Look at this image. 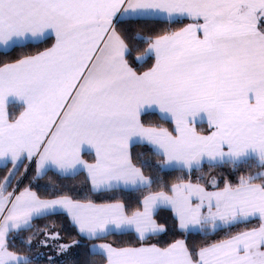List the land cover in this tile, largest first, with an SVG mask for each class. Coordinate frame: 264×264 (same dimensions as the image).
<instances>
[{
	"label": "snow or ice",
	"instance_id": "1",
	"mask_svg": "<svg viewBox=\"0 0 264 264\" xmlns=\"http://www.w3.org/2000/svg\"><path fill=\"white\" fill-rule=\"evenodd\" d=\"M184 20L152 34L136 27ZM130 41L146 47L133 55ZM148 114L174 127L146 124ZM135 144L162 157L160 171H237L250 161L264 169V0H0V264H32L10 250L9 236L57 213L88 240L135 235L136 244H92L89 255L104 264H264V170L223 187L213 178V190L181 179L169 195L151 190L159 177L133 163ZM33 163L32 181L84 171L93 193L147 194L129 212L121 200L42 198L31 182L17 191L21 165L26 174ZM161 207L184 234L259 223L196 249L186 239L158 246L147 241L167 231L155 218ZM45 236L44 245L60 239Z\"/></svg>",
	"mask_w": 264,
	"mask_h": 264
},
{
	"label": "trees",
	"instance_id": "2",
	"mask_svg": "<svg viewBox=\"0 0 264 264\" xmlns=\"http://www.w3.org/2000/svg\"><path fill=\"white\" fill-rule=\"evenodd\" d=\"M187 20H184L180 23L168 25L166 23H144L141 22L139 25H136L137 28H140L144 34H152L154 32L161 31L167 28H178L182 27L183 24L187 23ZM50 43V41H49ZM133 45V55L139 54L143 51V48L146 45L139 43L138 41H130ZM45 45H39V47H44ZM32 51L36 50L35 47L30 49ZM16 53H13V56ZM151 60L144 64L143 68H138V70H143L151 65ZM135 66V65H134ZM145 123H150L153 125H164L170 129L171 122L161 120L159 116L155 114H148L143 117ZM131 155L133 163L138 167H141L146 176L152 178L159 177V180L153 184L152 191H159L163 186L164 191L170 192V186L173 183L180 182L181 179L188 181L192 179H198L197 171H194L191 176H188L186 173H182L178 170H165L160 171L157 167V162L162 159L155 154L151 146L147 144H135L131 147ZM145 161L148 163L145 164ZM249 165H242L237 171H233L230 165L215 166L214 169L209 170L208 174L216 173L219 175L218 182L219 186H223L224 180L227 179L235 184L238 180V177L242 174H248L250 172L260 171L255 166V161L249 162ZM207 167L208 164L205 163L202 167ZM6 173V168H0V178H2ZM205 174V173H204ZM203 174V175H204ZM207 174V175H208ZM35 175L34 168L29 169L28 176L23 179L21 186H28L31 182V187L43 198H51L56 195L67 194L72 198L77 200H87L91 199L95 202H106L113 200L123 201L129 212L140 207L139 201L147 194V191L143 192H133V191H118L113 193H93L91 191L90 182L87 178V174L84 171H81L78 175L75 176H62L55 171H49L47 175L38 178L35 181H32V177ZM204 178V177H203ZM201 179L207 187H211L209 179ZM206 181V182H205ZM156 219L160 224H163L167 231L161 233L158 236L152 237L148 240V243H155L158 246H165L168 243L172 242L175 239H186L188 246L192 249H196L204 244L212 243L223 239L226 235L234 234L238 231H242L251 227L258 225V221L253 220L247 224H238L230 229H225L217 231L214 234L204 236L200 233H190L184 234L181 233L176 227V220L173 215L168 210H160L156 214ZM58 223L61 226V232H63L62 239L65 241L64 244H70L73 240L80 241L78 245L70 248L66 253H61L60 255H55L51 264H104L103 258L100 256H91L89 255L90 243L92 240H88L79 236L77 231L74 229L73 224L69 222L64 213H57L55 215H48L39 219H35L32 223V227L20 232H15L9 236V248L14 251L15 248L12 247V240H15L18 236L28 235L36 231L38 226L49 225L50 223ZM44 226V227H47ZM104 241L115 242L116 245L124 244H136L138 241L135 238L134 234H124V235H110L105 238ZM29 248L27 249V251ZM32 264H49V260L45 258H33Z\"/></svg>",
	"mask_w": 264,
	"mask_h": 264
},
{
	"label": "rangeland",
	"instance_id": "3",
	"mask_svg": "<svg viewBox=\"0 0 264 264\" xmlns=\"http://www.w3.org/2000/svg\"><path fill=\"white\" fill-rule=\"evenodd\" d=\"M202 126L204 125L202 124ZM8 167L10 168L11 166H8ZM29 169H30V166H29ZM29 169H28V172L24 174V166L21 165L20 171L17 173V178L19 179L22 174H23V178L27 177L29 173ZM211 169H214V168L210 167L209 165L207 167L206 166L202 167L199 171H197L198 179L196 178L192 180L194 182H200L199 178L204 177L203 179H209L210 181H212L213 178H215L218 181L219 175L213 172L208 174L209 170ZM6 173H7V168H6ZM200 183H203V181H201ZM15 186H16V181L14 180L13 187ZM44 226H47V225L38 226L36 231L28 235L18 236L15 240H12V247L15 248L16 250H20L21 252L19 251H16V252H18L21 255H28L33 258H45V259H48V257H52V260H53L55 255L61 254V252H59L58 245L64 244L65 241L62 239V237H60V239L58 240H48L47 245L42 244L41 241H44L46 239L45 232L49 234L59 233V235H62V236L64 234L63 232H60L61 225L58 223L54 222V223H50L47 227H44ZM29 237L32 238L31 246L27 244V240ZM28 248L29 250L27 251ZM10 250H12V248Z\"/></svg>",
	"mask_w": 264,
	"mask_h": 264
},
{
	"label": "crops",
	"instance_id": "4",
	"mask_svg": "<svg viewBox=\"0 0 264 264\" xmlns=\"http://www.w3.org/2000/svg\"><path fill=\"white\" fill-rule=\"evenodd\" d=\"M189 22V21H188ZM187 22V23H188ZM146 124H148V123H146ZM204 126H202V125H197V127H198V130H206L207 129V125H206V123L205 124H203ZM156 126H161V127H165V128H168L167 127V125L166 126H164V125H156ZM174 127V125L171 123V128H173ZM169 130H171L170 128H168ZM132 147V146H131ZM130 150H131V148H130ZM82 158L84 159V160H86V161H88V162H91L93 159H94V154L93 153H90V152H82ZM28 162L25 160L24 161V164H27ZM8 166H11L10 164L8 165ZM31 166H33V168H34V170H35V164L33 163ZM86 173V172H85ZM6 174V173H5ZM87 174V173H86ZM146 175V174H145ZM191 182H193V183H197V182H194V181H191ZM198 183H200V182H198ZM201 184H203L206 188H208V190H213L211 187H207L206 186V184H204V183H201ZM91 186V185H90ZM25 186H19L18 185V188H17V191H19V190H22L23 188H24ZM220 187H223V186H220ZM12 189L11 188H9V191H11ZM166 192H168V191H166ZM168 194L169 195H171V192H168ZM43 198V197H42ZM51 198H53V197H51ZM74 199V198H73ZM77 200V199H76ZM81 201H85V200H81ZM95 202V201H94ZM96 203H102V202H96ZM160 210H168L172 215H173V212H172V210L170 209V208H166V207H161L160 209H158L157 210V213L160 211ZM156 213V214H157ZM66 215V214H65ZM66 217H67V219L69 220V222L71 223V221H70V218L66 215ZM173 217H174V215H173ZM156 218V217H155ZM34 221V220H33ZM33 221H32V223H33ZM159 223V222H158ZM72 224V223H71ZM163 225V224H162ZM74 226V225H73ZM74 229L77 231V228L74 226ZM59 230H60V228H59ZM60 232H61V230H60ZM13 233H15V232H13ZM13 233H11V234H13ZM77 233H78V231H77ZM79 234V233H78ZM61 236V235H60ZM79 236L80 237H82L80 234H79ZM82 238H84V237H82ZM86 239V238H85ZM103 242H107V241H100V240H92L91 241V243H90V246L92 245V244H94V243H103Z\"/></svg>",
	"mask_w": 264,
	"mask_h": 264
}]
</instances>
